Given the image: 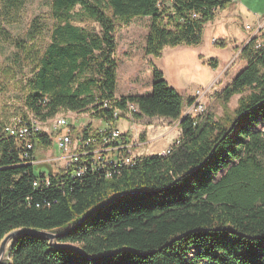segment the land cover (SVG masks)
Returning a JSON list of instances; mask_svg holds the SVG:
<instances>
[{
  "label": "trees",
  "instance_id": "1",
  "mask_svg": "<svg viewBox=\"0 0 264 264\" xmlns=\"http://www.w3.org/2000/svg\"><path fill=\"white\" fill-rule=\"evenodd\" d=\"M25 1L0 0V15ZM235 1H52L50 42L38 57L27 112L15 117L32 113L44 122L61 110L91 111L106 132L88 125L82 135L104 142L125 113L134 119L160 116L180 120L182 136L166 155L141 156L132 165L108 171L89 167L81 176L62 169L36 174L37 145L53 144L51 137L37 133L25 157L5 131L11 120L5 123L0 129V242L9 231L27 227L58 232L59 243L84 252L24 237L14 244L7 264H264V168L257 160L264 129L255 128L264 127V46L252 39L243 48L247 65L223 97L229 101L249 93L221 119L182 117L185 100L158 68L149 94L116 96L119 24L149 17L144 50L159 57L166 46L199 44L204 26ZM83 17L98 29L78 25ZM16 44L22 53L23 42ZM120 141L129 143L128 134L109 145ZM221 169L225 172L216 179Z\"/></svg>",
  "mask_w": 264,
  "mask_h": 264
},
{
  "label": "rangeland",
  "instance_id": "2",
  "mask_svg": "<svg viewBox=\"0 0 264 264\" xmlns=\"http://www.w3.org/2000/svg\"><path fill=\"white\" fill-rule=\"evenodd\" d=\"M52 1L26 0L0 15V129L13 117L27 112L25 100L37 71L38 57L50 42L55 22L51 13ZM77 24L98 29L96 22L84 17ZM149 25V17H135L117 27L116 96L149 94L153 70L158 68L169 85L185 100L182 117L189 114L194 117L211 115L218 120L227 114L232 115L240 99L249 91L236 94L229 101L224 100L223 91L247 65L243 48L252 39L257 47L264 46V0H239L226 10H218L215 18L204 26L199 44L166 46L159 57L147 55L144 50ZM18 40L23 42L22 53L16 44ZM215 40L218 42L215 43ZM189 99L193 102L189 103ZM60 112L71 123L73 147H76L86 126L91 125L93 129L102 127L101 120L94 118L91 111ZM255 128L259 131L264 129L262 125ZM118 129L128 134L131 153L135 157L168 151L182 136L180 120L160 116L134 119L125 113L118 122ZM60 155L54 144L37 145L36 174L52 171V162L44 160ZM67 160H56V169H63ZM257 160L264 168V137ZM224 172L225 169H221L216 179Z\"/></svg>",
  "mask_w": 264,
  "mask_h": 264
},
{
  "label": "built area",
  "instance_id": "3",
  "mask_svg": "<svg viewBox=\"0 0 264 264\" xmlns=\"http://www.w3.org/2000/svg\"><path fill=\"white\" fill-rule=\"evenodd\" d=\"M217 42L215 40V43ZM130 109L137 111V107L134 104H130ZM190 116L197 122L205 117ZM47 122H49V125L46 126ZM97 130L100 134L106 132L105 127H99ZM5 131L9 136L16 139L19 146L23 149L25 157H28L30 150L34 148L35 143L33 137L37 133H47L51 137L53 144L62 154L59 158L68 159L62 170L65 172L71 170L76 176L83 175L89 167L100 171H108L112 167L132 165L138 158L132 156L130 142L125 144L120 141V144L109 145L112 141L118 140L123 134L118 128L112 130L108 140L104 142H99L95 136L84 137L81 133L77 142L78 146L73 147L74 140L71 123L67 116L60 113L44 122L37 119L32 113H29L26 119L13 117L6 125ZM169 150L158 154L166 155ZM59 158L56 157L44 161L55 164Z\"/></svg>",
  "mask_w": 264,
  "mask_h": 264
},
{
  "label": "water",
  "instance_id": "4",
  "mask_svg": "<svg viewBox=\"0 0 264 264\" xmlns=\"http://www.w3.org/2000/svg\"><path fill=\"white\" fill-rule=\"evenodd\" d=\"M97 209L98 208L94 209L90 213L94 212ZM87 216L88 215L84 216L82 219L86 218ZM81 220H79L78 223L81 222ZM31 236H37L45 240H48L49 244L54 247L69 248L71 250H75L81 254H84L83 250L77 245L59 243L57 239L58 237L61 236V234L58 232L21 227L9 231L2 238L0 242V264H7L10 261L12 248L17 240H19L20 238L31 237Z\"/></svg>",
  "mask_w": 264,
  "mask_h": 264
},
{
  "label": "crops",
  "instance_id": "5",
  "mask_svg": "<svg viewBox=\"0 0 264 264\" xmlns=\"http://www.w3.org/2000/svg\"><path fill=\"white\" fill-rule=\"evenodd\" d=\"M239 0H236L231 6H234V4L236 3L237 4V2H238ZM238 9V8H237ZM224 10H226V9H224ZM238 11V10H237ZM211 22V21H210ZM209 23V22H208ZM60 156H58L57 158H59ZM50 167H51V169H52V172H56V171H58V169H56V168H58V167H56L54 164H51L50 165Z\"/></svg>",
  "mask_w": 264,
  "mask_h": 264
}]
</instances>
